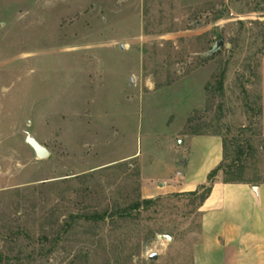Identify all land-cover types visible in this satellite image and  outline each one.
<instances>
[{
    "label": "rangeland",
    "instance_id": "1",
    "mask_svg": "<svg viewBox=\"0 0 264 264\" xmlns=\"http://www.w3.org/2000/svg\"><path fill=\"white\" fill-rule=\"evenodd\" d=\"M263 7L0 0V264H193L192 191L119 213L146 185L182 184L194 134L249 144L248 177L264 181Z\"/></svg>",
    "mask_w": 264,
    "mask_h": 264
},
{
    "label": "crops",
    "instance_id": "2",
    "mask_svg": "<svg viewBox=\"0 0 264 264\" xmlns=\"http://www.w3.org/2000/svg\"><path fill=\"white\" fill-rule=\"evenodd\" d=\"M261 93L264 130V55ZM222 159L219 136L194 134L181 157L182 184L164 181L157 186L146 185L144 194L151 198L171 192L195 191L207 182L208 174ZM199 211L201 232L193 248V264H264V183H225L217 178Z\"/></svg>",
    "mask_w": 264,
    "mask_h": 264
},
{
    "label": "trees",
    "instance_id": "3",
    "mask_svg": "<svg viewBox=\"0 0 264 264\" xmlns=\"http://www.w3.org/2000/svg\"><path fill=\"white\" fill-rule=\"evenodd\" d=\"M258 11L263 12L264 7L259 9ZM264 22V20H263ZM259 99L261 101V95H259ZM262 113V105L259 107V114ZM216 134V133H214ZM250 145H240L234 143L233 149L231 151L230 146L227 143V140H223V159L221 163L212 169L208 174L207 182L200 185L195 191L190 192L191 196H194L199 200V208L204 203V201L208 198L211 193L213 184L215 180L218 178L219 174L223 175L222 181L225 183H250V184H260L264 183L260 178L248 177V168H247V158L251 155ZM181 194V193H178ZM161 197L157 198H144L135 201L130 206L125 208L119 214L123 217H133V210H139L143 208L144 210L149 209L151 206L155 205ZM108 216L107 212L102 213H94L85 216V219L92 221H100L105 220Z\"/></svg>",
    "mask_w": 264,
    "mask_h": 264
},
{
    "label": "water",
    "instance_id": "4",
    "mask_svg": "<svg viewBox=\"0 0 264 264\" xmlns=\"http://www.w3.org/2000/svg\"><path fill=\"white\" fill-rule=\"evenodd\" d=\"M224 41L222 39L218 40L215 46L210 50L209 54H214L217 50L221 48ZM121 49H124V45L121 46ZM25 141L26 143L33 149L35 155L39 159H45L49 157L50 151L44 146L34 135H32L29 131L25 132ZM166 238H171L169 235H165ZM150 260H157L158 253L153 252L149 255Z\"/></svg>",
    "mask_w": 264,
    "mask_h": 264
},
{
    "label": "built area",
    "instance_id": "5",
    "mask_svg": "<svg viewBox=\"0 0 264 264\" xmlns=\"http://www.w3.org/2000/svg\"><path fill=\"white\" fill-rule=\"evenodd\" d=\"M180 174V173H179Z\"/></svg>",
    "mask_w": 264,
    "mask_h": 264
}]
</instances>
